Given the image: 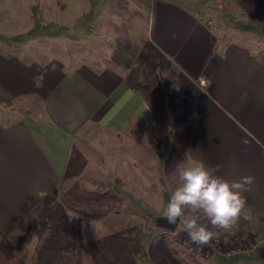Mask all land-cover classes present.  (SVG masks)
<instances>
[{
    "label": "crops",
    "instance_id": "1",
    "mask_svg": "<svg viewBox=\"0 0 264 264\" xmlns=\"http://www.w3.org/2000/svg\"><path fill=\"white\" fill-rule=\"evenodd\" d=\"M216 1L228 4L222 10L231 6L245 23L264 30V0H23L29 13L37 10L46 24L87 38L85 45L87 35L95 33L111 41L120 35L129 39L135 15L144 26L129 60L106 56L100 62L87 52L76 63L38 59L0 42V233L31 214L46 194L73 182L95 188L102 176L118 179L129 170L131 178H140L135 187L156 186L167 149L147 140L153 111L136 84L143 62L163 56L177 97L187 100L192 111L189 146L178 168L202 160L220 165L217 175L230 181L254 177L251 191L244 193L251 218L230 230L241 229L242 241L251 236L261 250L256 245L245 249L231 257V264L241 258L264 264V50L216 37L205 19ZM108 16H125L120 29L107 23ZM33 102L39 109L31 115L16 110ZM174 127L170 116L169 136ZM173 232L208 264L213 244H193L180 223Z\"/></svg>",
    "mask_w": 264,
    "mask_h": 264
},
{
    "label": "trees",
    "instance_id": "2",
    "mask_svg": "<svg viewBox=\"0 0 264 264\" xmlns=\"http://www.w3.org/2000/svg\"><path fill=\"white\" fill-rule=\"evenodd\" d=\"M166 72L170 76L165 77ZM170 72L165 57L147 58L136 89L153 111V119L146 128L149 144L167 149L161 172L173 192L180 183L176 179L178 164L189 146L192 111L187 100L177 97ZM170 116L175 124L171 136ZM119 202L120 196L111 189L94 191L77 185L55 189L43 197L31 214L22 216L0 233V264H84L85 256L90 264H204L173 230L166 228L149 232L144 242L135 228L86 238L82 224L114 211ZM69 211L76 213L73 220ZM33 234L30 251L25 243Z\"/></svg>",
    "mask_w": 264,
    "mask_h": 264
},
{
    "label": "rangeland",
    "instance_id": "3",
    "mask_svg": "<svg viewBox=\"0 0 264 264\" xmlns=\"http://www.w3.org/2000/svg\"><path fill=\"white\" fill-rule=\"evenodd\" d=\"M26 2L31 4L28 0ZM227 5L226 2L220 3L216 1L208 6L209 13H206L205 19L212 26L216 37L225 41L237 40L245 42L249 44L252 50H264V30L260 27L256 28L250 22L245 23L239 15L232 12L233 7L231 6H228L229 10L221 9L222 6L225 8ZM23 6V0H0V42L2 40L8 41L9 43L5 46L9 50H20L22 53L24 52L23 54L31 57L38 59L58 57L62 61L70 58L71 60H68L69 63H76L87 52L91 54L92 57L90 58H93V60L97 59L100 62L102 57L106 56L108 58L109 56L116 58V56L120 57L123 55L125 60H129L132 59V53L137 52L141 43L139 34L142 32L141 28L143 29L144 22L143 18L137 17V15L132 17L133 24L130 22V27L133 26V32L129 34V39L120 35L119 39L116 38V41H111L109 36L95 33L87 35L88 42L85 45L83 41L87 38H79L78 34L73 31L69 32L66 28L59 31V27L46 24L47 20L44 17L38 16L37 10L31 9L32 12L29 13ZM20 13H22V16H20ZM120 18L124 19L125 16H120ZM120 18L108 16L105 17V20L107 23L112 24L114 28L118 24L120 29V24L124 22ZM12 21H17V25L9 26L8 23ZM19 25H21V28H19ZM130 35L134 40L130 39ZM106 41L111 43L110 48L105 46ZM85 46H88V48L86 49ZM116 47H118L117 50ZM128 52H130V58ZM119 67L123 68L124 66L121 65ZM166 74L167 72L164 75L165 77L170 76ZM26 105H18L16 110L21 114L31 115L39 109L38 102H33L31 107H28L30 105ZM135 179L130 177V171L128 170L125 171L124 176L118 179H113V177L107 175L102 176L97 181L98 185L95 188H86L80 185L79 182H73L65 186L67 188L77 185L89 190L93 189L94 191L111 189L120 196V202L114 207V211H109L100 218L87 220L82 224L86 238L101 236L106 232L109 233L110 230L121 231L135 228L137 235L144 242L150 233L161 230V226L159 225L163 222L159 219V216H163L172 194V191L169 189L170 182L165 179L162 172L160 178L155 179L156 186L154 188L135 187ZM176 179L178 181V178ZM86 186L89 187L87 184ZM41 208L39 207L38 210H41ZM68 214L72 220L75 218V212L69 211ZM235 231L230 230V233H228L227 231L219 230L217 232V239L210 242L214 245L213 248L214 251L216 250V253H213L212 249L211 260L208 261V264H231V257L236 254L241 255L244 253L243 250L246 249L248 251L255 245L258 250H261L260 242H256V239L250 238L251 236H245L246 239L242 241V230ZM225 233H228L230 236L225 235ZM34 237L35 235L25 243V246L29 250L33 245ZM243 259L237 260L238 262L235 264H258L253 261L247 262ZM26 262L28 261L26 260ZM206 262L204 264H207ZM84 264H90L87 256L84 258ZM142 264L149 263L143 262Z\"/></svg>",
    "mask_w": 264,
    "mask_h": 264
},
{
    "label": "clouds",
    "instance_id": "4",
    "mask_svg": "<svg viewBox=\"0 0 264 264\" xmlns=\"http://www.w3.org/2000/svg\"><path fill=\"white\" fill-rule=\"evenodd\" d=\"M220 167L206 165L202 160L179 167V186L162 216L169 225L183 224L190 241L197 246L216 240L219 230L226 232L242 219L251 218L246 212L244 193L251 191L254 177L230 181L217 175Z\"/></svg>",
    "mask_w": 264,
    "mask_h": 264
},
{
    "label": "water",
    "instance_id": "5",
    "mask_svg": "<svg viewBox=\"0 0 264 264\" xmlns=\"http://www.w3.org/2000/svg\"><path fill=\"white\" fill-rule=\"evenodd\" d=\"M159 219H160V217H159ZM161 220V219H160ZM163 223L161 224V225H165V227L167 228V229H169V230H174L175 229V227H176V225H169L167 222H166V220H163L162 221ZM160 226V225H159Z\"/></svg>",
    "mask_w": 264,
    "mask_h": 264
},
{
    "label": "built area",
    "instance_id": "6",
    "mask_svg": "<svg viewBox=\"0 0 264 264\" xmlns=\"http://www.w3.org/2000/svg\"><path fill=\"white\" fill-rule=\"evenodd\" d=\"M200 83H201V84H205V81H204V80H201Z\"/></svg>",
    "mask_w": 264,
    "mask_h": 264
}]
</instances>
